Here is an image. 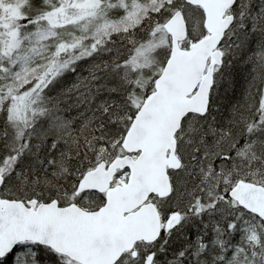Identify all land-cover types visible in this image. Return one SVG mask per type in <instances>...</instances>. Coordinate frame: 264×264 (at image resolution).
Masks as SVG:
<instances>
[{"label":"snow or ice","instance_id":"snow-or-ice-1","mask_svg":"<svg viewBox=\"0 0 264 264\" xmlns=\"http://www.w3.org/2000/svg\"><path fill=\"white\" fill-rule=\"evenodd\" d=\"M0 264H264V0H0Z\"/></svg>","mask_w":264,"mask_h":264}]
</instances>
